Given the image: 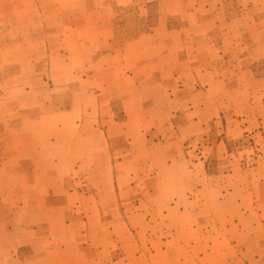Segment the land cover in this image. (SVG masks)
<instances>
[{
  "label": "rangeland",
  "instance_id": "374dc122",
  "mask_svg": "<svg viewBox=\"0 0 264 264\" xmlns=\"http://www.w3.org/2000/svg\"><path fill=\"white\" fill-rule=\"evenodd\" d=\"M0 24V264H264V0H0Z\"/></svg>",
  "mask_w": 264,
  "mask_h": 264
},
{
  "label": "crops",
  "instance_id": "0c3cea01",
  "mask_svg": "<svg viewBox=\"0 0 264 264\" xmlns=\"http://www.w3.org/2000/svg\"><path fill=\"white\" fill-rule=\"evenodd\" d=\"M184 14H186V13L182 12L181 10L174 11V12H164V13H160L159 11H157L156 23L153 26V28L151 29L153 34L150 35L151 38L149 39V41H153L154 39H157V36H155V34H157L158 31L165 32L166 35L169 33V35H173V36H174V34L179 33V31H176V29H178L179 27L174 28L173 26L171 27L169 24H171V18L173 19L174 17H180V16L182 17V16H184ZM188 17H191V13L188 14ZM180 22L183 23L182 28H186V27L187 28H191L192 27V28H194L196 30L199 29L200 22H190L189 20H184V19L180 20ZM0 26L2 27L1 24H0ZM26 26L28 27L29 24L26 25ZM26 26L23 25V27H26ZM182 34H184L183 31H182ZM206 34H207L206 32H205V34H199V32H197V34L195 33V35H194V36H197V38H193V39L189 38L188 39V38H185L184 35H182V37H179L178 39H176V43L179 42V44L176 47L179 46L181 48V51H182L181 56H180L181 59H182L181 63L184 62V61L186 63L190 62L189 58H187V59L185 58L186 56L189 57V55L187 53L184 54V52H183V47H184L183 44L188 45V43H190L191 45L199 46L202 43H206V41H207V38L205 37ZM173 39L174 38H171L168 41H166V45H171L170 41H172ZM209 39L212 40V38H209ZM136 42L137 41H135V43ZM172 44H174V43H172ZM210 46H212V45H210ZM185 49H188V48H185ZM196 54H198V53H196ZM167 58H168L169 61L172 62L171 64L174 65L175 63H177V66H180L179 63H178L177 58H175V53L173 52V47L167 49ZM193 58L194 59H198L199 57L193 56ZM172 75H174V73ZM175 75H179V74L176 73ZM180 75H183V74H180Z\"/></svg>",
  "mask_w": 264,
  "mask_h": 264
}]
</instances>
